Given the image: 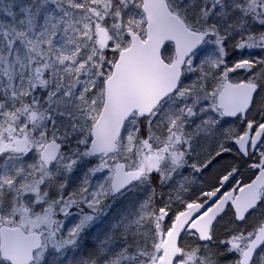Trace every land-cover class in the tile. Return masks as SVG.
Returning a JSON list of instances; mask_svg holds the SVG:
<instances>
[{
    "label": "snow or ice",
    "instance_id": "6c2138e0",
    "mask_svg": "<svg viewBox=\"0 0 264 264\" xmlns=\"http://www.w3.org/2000/svg\"><path fill=\"white\" fill-rule=\"evenodd\" d=\"M0 264H264V0H0Z\"/></svg>",
    "mask_w": 264,
    "mask_h": 264
}]
</instances>
